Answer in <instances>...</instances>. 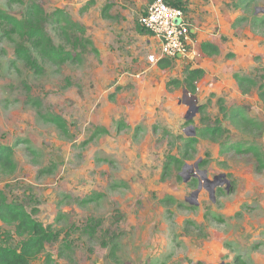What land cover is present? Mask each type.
<instances>
[{
	"label": "rangeland",
	"instance_id": "rangeland-1",
	"mask_svg": "<svg viewBox=\"0 0 264 264\" xmlns=\"http://www.w3.org/2000/svg\"><path fill=\"white\" fill-rule=\"evenodd\" d=\"M246 1L186 0L195 44L161 68L148 0H0V146L17 162L0 191L54 235L31 264H264V0ZM32 3L67 62L18 56L31 45L7 17ZM197 68L194 95L170 85ZM23 241L0 221V245Z\"/></svg>",
	"mask_w": 264,
	"mask_h": 264
},
{
	"label": "trees",
	"instance_id": "trees-1",
	"mask_svg": "<svg viewBox=\"0 0 264 264\" xmlns=\"http://www.w3.org/2000/svg\"><path fill=\"white\" fill-rule=\"evenodd\" d=\"M154 0H149L151 4ZM168 4L181 7L184 9L186 0H165ZM250 4V1H246ZM43 10L37 3H32L28 6L24 18L22 20L10 19L11 24L10 33L16 34L22 39L30 42L31 47L27 48L21 46L17 49L18 56L26 62L28 66L36 71L40 67L36 55L39 54L43 60L53 61L57 63H65L71 58L70 52L57 48L50 47L49 36L45 33L43 26H40L42 20ZM59 20V19H58ZM68 22V21H67ZM202 49L208 55H215L220 53V48L209 42L202 43ZM36 54V55H34ZM172 60L164 59L159 62L161 68H167L171 65ZM41 70V69H40ZM205 70L203 68L190 69L184 80H173L170 85L176 87L184 86L191 94H195L197 90L196 83L204 76ZM248 79L245 77H238L240 86H244ZM264 98V92H261ZM248 112L245 110L235 109L232 111V121L238 126L246 129H258L260 124L252 118L246 116ZM55 122L59 128L64 132L67 131L64 121L59 116L48 118ZM216 131V129H214ZM104 131V130H101ZM215 131H213L215 133ZM213 133V134H214ZM192 140L188 143L189 148L193 147ZM237 149H242L238 148ZM259 162V167L264 169V163L261 161V152L254 150ZM14 147L9 145L0 146V173L13 174L17 169V162L13 158ZM0 221L14 226L16 233L24 237V241L19 249H11L0 245V264H31L38 260L46 253L47 242L54 239L53 230L51 226L45 227L44 224L36 220L31 213L26 211L22 206L17 204H10L2 191H0ZM117 252V247L113 246L111 255L114 256Z\"/></svg>",
	"mask_w": 264,
	"mask_h": 264
},
{
	"label": "built area",
	"instance_id": "built-area-1",
	"mask_svg": "<svg viewBox=\"0 0 264 264\" xmlns=\"http://www.w3.org/2000/svg\"><path fill=\"white\" fill-rule=\"evenodd\" d=\"M140 23L159 42L158 53L150 55L151 63L181 59L188 54L193 34L183 8L170 5L165 0H154L141 16Z\"/></svg>",
	"mask_w": 264,
	"mask_h": 264
},
{
	"label": "water",
	"instance_id": "water-1",
	"mask_svg": "<svg viewBox=\"0 0 264 264\" xmlns=\"http://www.w3.org/2000/svg\"><path fill=\"white\" fill-rule=\"evenodd\" d=\"M186 92L188 93L187 90H186ZM194 98H195V97H194ZM195 100H196V98H195ZM191 109L197 111V106H196V104H195V105H191ZM196 167H198V166L196 165ZM204 179H205V181L211 183L213 186H215V185L217 184L215 179H214V180H210L208 177H206V175L204 176ZM199 187H200V188H199V190H197V191L195 192V195H198L200 189H202V186H201V185H200Z\"/></svg>",
	"mask_w": 264,
	"mask_h": 264
},
{
	"label": "crops",
	"instance_id": "crops-1",
	"mask_svg": "<svg viewBox=\"0 0 264 264\" xmlns=\"http://www.w3.org/2000/svg\"><path fill=\"white\" fill-rule=\"evenodd\" d=\"M148 3H149V0H148ZM192 25V24H191ZM192 34H193V43H192V45L191 46H193L195 43H194V35L196 34V30L194 29V28H192ZM151 35V34H150ZM152 37H153V39H154V41H155V43H157V46H158V48H159V42H158V40L153 36V35H151ZM162 60H164V59H162ZM170 60V59H169ZM174 60V59H173ZM172 60V61H173ZM175 60H177V59H175Z\"/></svg>",
	"mask_w": 264,
	"mask_h": 264
},
{
	"label": "flooded vegetation",
	"instance_id": "flooded-vegetation-1",
	"mask_svg": "<svg viewBox=\"0 0 264 264\" xmlns=\"http://www.w3.org/2000/svg\"><path fill=\"white\" fill-rule=\"evenodd\" d=\"M216 183L218 182V179L215 177Z\"/></svg>",
	"mask_w": 264,
	"mask_h": 264
},
{
	"label": "clouds",
	"instance_id": "clouds-1",
	"mask_svg": "<svg viewBox=\"0 0 264 264\" xmlns=\"http://www.w3.org/2000/svg\"><path fill=\"white\" fill-rule=\"evenodd\" d=\"M161 61V60H160Z\"/></svg>",
	"mask_w": 264,
	"mask_h": 264
}]
</instances>
